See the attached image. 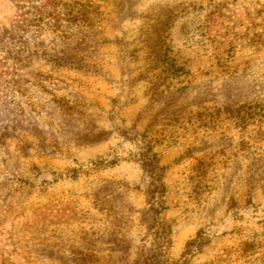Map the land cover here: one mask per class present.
Instances as JSON below:
<instances>
[{
  "label": "rangeland",
  "instance_id": "1",
  "mask_svg": "<svg viewBox=\"0 0 264 264\" xmlns=\"http://www.w3.org/2000/svg\"><path fill=\"white\" fill-rule=\"evenodd\" d=\"M0 264H264V0H0Z\"/></svg>",
  "mask_w": 264,
  "mask_h": 264
},
{
  "label": "trees",
  "instance_id": "2",
  "mask_svg": "<svg viewBox=\"0 0 264 264\" xmlns=\"http://www.w3.org/2000/svg\"><path fill=\"white\" fill-rule=\"evenodd\" d=\"M153 178H154V181H157L156 178H155L154 176H153ZM154 183H155V182H154ZM157 186H159V184H158ZM165 241L167 242L168 240L165 239Z\"/></svg>",
  "mask_w": 264,
  "mask_h": 264
}]
</instances>
